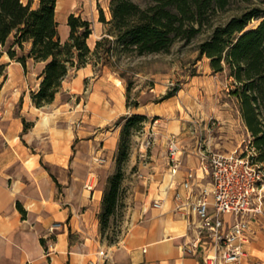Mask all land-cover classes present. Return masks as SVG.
<instances>
[{"label": "crops", "instance_id": "crops-1", "mask_svg": "<svg viewBox=\"0 0 264 264\" xmlns=\"http://www.w3.org/2000/svg\"><path fill=\"white\" fill-rule=\"evenodd\" d=\"M56 10L62 41L70 35L71 13L92 21L88 44L93 49L104 32L96 14L89 17L77 0H58ZM31 46L26 43L24 52ZM2 63L7 65V79L0 92V264H203L201 253L189 248L193 233L176 210L174 198L176 188L190 174L198 185L209 181L200 167L198 144L181 145L178 138L180 170L173 176L170 137L166 132L160 137L157 124L147 125L145 129L159 137L158 151L146 160L142 145L129 227L119 243L100 252L103 243L97 215L103 186L114 170L121 131L113 123L133 113H160L154 106L141 112L138 97L139 106H128L124 79L107 69L96 74L91 64L72 71L55 100L39 108L32 92L40 87L46 62L29 58L25 70L21 62L4 53ZM25 120L31 123L27 130ZM261 199L264 202V187ZM254 231L245 264H264V214Z\"/></svg>", "mask_w": 264, "mask_h": 264}, {"label": "trees", "instance_id": "trees-1", "mask_svg": "<svg viewBox=\"0 0 264 264\" xmlns=\"http://www.w3.org/2000/svg\"><path fill=\"white\" fill-rule=\"evenodd\" d=\"M57 2L0 0V57L7 53L25 70L29 58L46 62L40 87L32 92L35 106L51 104L72 71L91 64L96 74H103L122 55L166 53L177 41L189 43L209 31L198 45L200 55L211 60L214 72L227 69L234 78L231 93L239 100L251 133L257 153L253 160L264 164V0H110V18L99 9L104 32L93 49L88 44L93 23L76 13L69 15L70 35L62 41ZM29 42L32 46L25 53ZM6 66L0 64V92L7 79ZM130 90L128 85V106H139L138 101H130ZM148 118L140 113L122 118L117 170L108 179L98 213L103 238L112 218L125 206L124 164L129 160L131 137L143 129ZM24 122L27 130L31 123ZM18 207L24 214L20 203Z\"/></svg>", "mask_w": 264, "mask_h": 264}, {"label": "rangeland", "instance_id": "rangeland-1", "mask_svg": "<svg viewBox=\"0 0 264 264\" xmlns=\"http://www.w3.org/2000/svg\"><path fill=\"white\" fill-rule=\"evenodd\" d=\"M77 1L89 17L96 14L98 19L100 8L105 10L107 18L111 17L110 0H100L99 6L97 0ZM231 14L232 12L227 16ZM209 33L207 31L189 43L179 40L166 53L122 55L112 69H107L117 78H123L127 86L130 85L132 103L137 101V97L141 98V112L148 106H154L160 115H147L149 118L143 129L131 137L129 160L124 164L125 206L112 218L111 227L105 232L104 238L100 234L103 243L102 247H98L100 252H105L107 247L119 243L129 227L130 198L138 180L142 145L148 140L151 141L146 149V160L150 159L154 150L158 151L156 147L160 143L159 137L152 130L145 129L148 124L158 125L160 137L165 134L164 132L168 135L167 139L177 135L181 145L198 144L199 147L221 152L251 150L249 147V140H252L251 133L242 118L240 102L231 93L235 88L234 78L227 69L214 72L211 60L207 56L200 55L198 45L208 37ZM94 38L95 36L90 38L89 42L91 43ZM72 76L73 74L70 78ZM2 79L1 77L0 83ZM168 93L174 94L166 98ZM114 124L120 125L122 130L124 122L121 118ZM183 133L186 135H182ZM164 141L167 144L166 138ZM116 156L117 152L114 170L106 179L104 189L109 177L117 170ZM261 165L264 170V164ZM99 195L100 192H97L96 198ZM75 238L79 240V237ZM93 260H96V256H93Z\"/></svg>", "mask_w": 264, "mask_h": 264}, {"label": "built area", "instance_id": "built-area-1", "mask_svg": "<svg viewBox=\"0 0 264 264\" xmlns=\"http://www.w3.org/2000/svg\"><path fill=\"white\" fill-rule=\"evenodd\" d=\"M150 144V140L144 143V149ZM249 147L251 150L247 152L199 147L200 167L209 176L208 183L198 185L190 174L176 188V210L187 219L193 233L189 248L201 253L203 264H245L247 261V246L255 235L254 225L264 214L261 199L264 170L253 160L256 149L251 140ZM168 149L170 172L176 176L180 170L177 135L169 138ZM155 205L160 206L158 202Z\"/></svg>", "mask_w": 264, "mask_h": 264}, {"label": "bare ground", "instance_id": "bare-ground-1", "mask_svg": "<svg viewBox=\"0 0 264 264\" xmlns=\"http://www.w3.org/2000/svg\"><path fill=\"white\" fill-rule=\"evenodd\" d=\"M62 2L59 4V7H62ZM117 81H118V83H120L121 81H120V79H116Z\"/></svg>", "mask_w": 264, "mask_h": 264}]
</instances>
